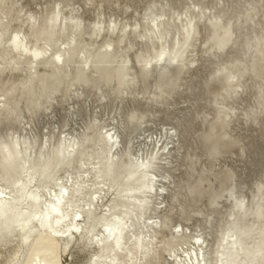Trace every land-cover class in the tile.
<instances>
[{
	"label": "bare ground",
	"instance_id": "1",
	"mask_svg": "<svg viewBox=\"0 0 264 264\" xmlns=\"http://www.w3.org/2000/svg\"><path fill=\"white\" fill-rule=\"evenodd\" d=\"M19 1L0 0V41L9 49L0 57L5 69L0 73V95L17 99L52 95L57 101L55 105L62 107V96L56 92L63 93L71 81H78L72 85L69 96L83 92L87 108L96 105L91 118L81 125L74 118L76 111L66 110L63 115L61 125L70 123L79 133L71 147L83 150V157L91 160L95 151L106 149L107 144L115 146L120 137L126 136L129 143L143 145L146 158L155 170L157 191L138 197L141 202L124 220L128 227L121 229V248L130 240L138 251L147 247V255L140 258L152 264H236L240 259L259 264L264 260V180L252 184L250 179L264 165V6H257L256 0H243L244 4L240 0H222L226 3L223 6L211 5V0H196L192 8L177 12L183 0H153L141 18L132 16L133 22L113 18L105 25L106 20L98 17L87 24L82 6L61 5L65 0L44 14L28 15L22 13L23 5ZM87 1L102 8V3L110 4L111 0ZM127 8L137 13L133 5ZM260 10H263L262 20H254L253 16ZM103 14L102 10L98 12L100 17ZM201 35L204 37L201 44L206 46L205 61L213 65L199 87L201 94L209 93L206 101L209 110L202 116L198 111L193 114L188 110L164 134L140 133L145 124L153 122L149 118L155 113L171 116L169 110L173 104L167 99L182 88L183 75L198 62L191 54L196 51V41ZM53 44L63 51V65L54 63L48 56ZM34 52L42 55L36 57ZM245 76L252 84L242 80ZM152 78L154 91L148 92ZM187 89L193 87L188 85ZM240 90L251 92L256 103L255 107L243 110L245 123L260 126L259 134L249 142L254 157L243 177L242 172L237 173L233 168L216 171L214 164L227 152L232 153L234 147L240 151L239 156L244 154L240 140L229 132L237 108L227 103L239 99ZM93 91V96L98 94L94 101ZM110 94L115 104L108 107ZM102 98L105 103L97 104ZM72 103L79 105L78 101ZM51 107L47 115H42L43 110L37 113V127L40 119L45 118L50 130L56 124L53 123L56 109ZM102 113H114V116L107 122ZM210 114L211 118L207 119ZM5 115L14 118L11 111ZM196 117L203 130H196ZM138 128L141 130L135 136ZM192 135L196 137L194 145L188 142ZM138 136H142L140 141L136 140ZM26 139L29 144L36 143L31 135ZM67 149L65 146L64 151ZM202 156L208 161L203 168L198 166ZM10 163L15 165V161ZM65 163L71 169V158ZM179 165L184 166V176L175 180L171 171ZM70 174L73 179L77 176L76 172ZM250 185L253 188L249 198L244 189ZM202 198L205 200L201 201ZM222 199L228 204H223ZM202 207H210L211 211L204 212ZM6 212L10 210L0 206V214ZM216 212L220 215L218 220L212 217ZM14 216L10 229H0V264H21L22 260L24 264H59L60 261L69 264L68 257L58 247L36 246L30 223L23 216ZM148 219L153 223L145 227ZM109 235L113 238L107 245L95 235L74 245L77 251L71 264H83L91 256L99 258L97 264H121L122 256L115 241L117 233ZM109 246L116 252L106 251Z\"/></svg>",
	"mask_w": 264,
	"mask_h": 264
},
{
	"label": "clouds",
	"instance_id": "2",
	"mask_svg": "<svg viewBox=\"0 0 264 264\" xmlns=\"http://www.w3.org/2000/svg\"><path fill=\"white\" fill-rule=\"evenodd\" d=\"M8 50L0 41V57ZM56 55H61L60 62L55 60ZM48 56L54 63L63 65V51L55 44ZM4 70L0 64V73ZM76 83L78 81H71L66 91H57L56 95L62 96L61 103L68 113L76 111L74 118L87 122L91 110L87 108L85 94H68ZM96 87H99L98 83ZM73 100L83 102L87 110H79ZM56 103L52 95L39 99L0 95V206L10 210L0 214V229L8 230L13 226L14 214L23 216L31 225L36 246L58 247L68 257L69 264L77 251L74 245L93 235L107 245L113 238L109 233H117L115 241L122 256L121 264H152L150 260L140 258L147 255V247L138 251L137 245L130 240L121 248V229L128 227L124 220L141 202L138 197L157 191L155 170L146 158L143 145L129 143L128 138L122 136L115 146L107 144L106 149L95 151L93 158L88 160L83 157V150L76 151L71 147L79 133L70 123L54 124L51 130L47 124L37 127V113L43 110L47 115ZM9 111L14 118L5 115ZM28 135L36 143L29 144ZM65 146H68L67 152ZM68 158L72 160L71 169L65 163ZM12 161L15 165L10 163ZM84 168L89 171L84 172ZM71 172L77 173L74 179ZM161 192L163 194L162 189ZM152 223L148 219L145 227ZM106 251L115 253L116 249L109 246ZM98 259L91 256L83 264H97ZM21 264H24L23 260ZM236 264L251 262L240 259ZM259 264H264V260Z\"/></svg>",
	"mask_w": 264,
	"mask_h": 264
},
{
	"label": "rangeland",
	"instance_id": "3",
	"mask_svg": "<svg viewBox=\"0 0 264 264\" xmlns=\"http://www.w3.org/2000/svg\"><path fill=\"white\" fill-rule=\"evenodd\" d=\"M58 1V2H57ZM61 1L63 0H20L19 1V5L22 4L23 5V11L24 12H28V14H38L40 12H42L43 14L45 13L46 10H51L53 8L56 7V5L58 3H61ZM97 1V0H96ZM95 1V2H96ZM153 0H111L110 4H108L107 2L102 3L103 7H97V4H93L90 5L89 2L87 0H65L63 1V3H61V5L63 4H69L70 7L69 8H76L78 6H82L83 10H85V17L87 18L88 21H86V23H93L95 22V19H99L102 18L106 23L105 25H108L110 20L114 19H118V20H122L123 22H126L127 20L129 22H133L134 18H141V16L143 15L146 7L150 4V2ZM196 0H183V2H181V5L177 6L176 11H182L184 8L186 7H190L192 8V2H195ZM242 2V4H244L243 0H240ZM257 1V6L261 7L264 6V0H256ZM99 2V1H98ZM97 2V3H98ZM218 3L219 6H223L226 5V3H222V0H211V2L209 4H216ZM128 5H133L136 9H137V13H139V15L137 13H132V8H127ZM183 8V9H182ZM68 9V7L66 8ZM102 10L103 11V16H98V12ZM261 11V12H260ZM258 12L257 15L253 16L254 20L256 19H261V15L263 13V10H260ZM133 16V17H132ZM127 17V18H126ZM96 19V20H97ZM90 21V22H89ZM127 21V22H128ZM238 22H236V24H238ZM92 26V25H90ZM198 36V40L196 41V51L194 53L191 54L192 57H195L196 59H199L198 62L190 67V69L188 70V73L183 75V77L185 78L184 81H182L183 86L180 90H178L172 98H168L167 101L172 103L173 106H171V109L169 111L172 110V114L169 119V117H164L162 113H155L153 117H150L149 119L153 120V122H149L147 124H145L142 127V131L140 132L141 128H138L139 130L136 131L134 133V135L136 136L137 132L142 133V134H159L162 133L164 134L165 129H170L172 126H174L178 120H182V116L188 111H192L193 114H195V111L200 112L199 116H202V113L204 111H208L209 107L207 106V95L208 94H201V89L199 88L201 85V83L206 80L209 76V73L211 72V70L213 69V65H209L205 59L207 58L206 54L203 52V50L205 49V45L201 44V42H203L204 37ZM200 38V39H199ZM138 41V40H137ZM198 50V51H197ZM130 53L132 54V59H133V63L134 65H136V60H135V56L133 55V52L130 51ZM194 74V76L189 79L188 76ZM242 80H245L244 82L247 84H252V81L249 79L248 76H245L244 78H242ZM191 81V82H190ZM152 82V83H151ZM190 82V83H189ZM187 83V84H186ZM138 85H141L140 83ZM191 85L193 87V89H187V86ZM86 89V88H85ZM196 90V91H195ZM147 91H154V81L153 78L150 80L149 86L147 88ZM94 91L91 94V98L92 100H97L96 97H98V94H96L97 96H93ZM181 95V96H180ZM113 94H110V99L107 102L108 107L114 106L115 102L112 103V99H113ZM73 101H78V100H73ZM143 102V101H142ZM79 105L81 106V110H87L84 107V103L83 102H79ZM103 104L101 103V101H98L97 104ZM230 106H234L237 108L236 110V118H234L235 120L232 121V123L230 124L229 127V132L233 137H236L240 140V144L244 146V154L242 156L240 155V151L237 150V148H232L231 150L233 151L231 152H227L226 154H224L219 161H217L216 163V167L215 170H219L220 168H233L237 173H241L242 172V177L248 173V169H249V164L251 162V160L254 157V154L251 152L252 149L249 147V142L255 138L258 134H259V125H248L245 123L242 113L244 109H249L252 107L256 106L255 103V99L252 95V93L245 91L243 92L242 90L239 91V99H236V101L232 102L231 100H228L227 102ZM96 105V103L94 104V106ZM53 106L55 107L54 109L56 112V117L53 121V123L56 121V124H62V117L64 114H66V110L64 112V108L65 105L61 106H57L55 104H53ZM90 107L91 110V115H93V107ZM155 108H159L160 106H154ZM189 108V109H188ZM68 112V110H67ZM211 113H213V111H211ZM45 113H42V115H44ZM105 113H102V115ZM106 115V118H105ZM104 115V119L108 121L111 120V118L114 116V113H110L109 114H105ZM117 119H120V117L116 114ZM123 118L127 121V117L123 114ZM195 116V115H194ZM211 114L207 116V119L211 118ZM110 119H109V118ZM175 118V119H174ZM173 119V120H172ZM178 119V120H177ZM197 120V126H196V130H203V127L200 125L199 122V118L196 117ZM47 121V119H40L38 127H41L45 124V122ZM88 122V121H87ZM42 123V124H41ZM76 123L78 125L83 124V122H80L78 120H76ZM77 124H73L72 125L74 127H77ZM172 124V125H171ZM148 125V126H146ZM153 125V126H151ZM200 125V126H199ZM146 127V128H145ZM144 132V133H143ZM196 136V134H194ZM193 136V135H192ZM195 136H193L192 138H189L188 142L191 145H194V140L193 138H196ZM140 137V138H139ZM142 138V136H138V139H136L137 141H140ZM138 143V142H137ZM190 151V150H189ZM200 153L202 154V152L200 150H196V153ZM239 154V155H238ZM252 155V157H251ZM185 163V162H184ZM179 164V163H178ZM174 165H176L174 163ZM208 165V161L205 160V157H200L199 162H198V166H201L202 168ZM184 166L179 165L178 167H176L175 170L171 171V174L175 176V180H177V178L179 176H184ZM264 165L262 167V169L256 174L253 175L252 177L254 178H250L251 179V183L252 184H256V182H260L262 180H264ZM253 181V182H252ZM253 188V185H250L249 189H244V193L247 197L251 196V189ZM250 198V197H249ZM205 199L202 198L201 201H204ZM223 204L227 205L228 201L227 200H220ZM202 210L204 212H210V207H202ZM223 211V209L221 210ZM212 217H216L215 220L220 219V215L216 212L213 213ZM199 220L203 223V225L205 226L206 224H204V220L200 219Z\"/></svg>",
	"mask_w": 264,
	"mask_h": 264
},
{
	"label": "snow or ice",
	"instance_id": "4",
	"mask_svg": "<svg viewBox=\"0 0 264 264\" xmlns=\"http://www.w3.org/2000/svg\"><path fill=\"white\" fill-rule=\"evenodd\" d=\"M33 55L36 56V57H39V56L42 55V53H40V52H34ZM61 59H62L61 55H56V56H55V60H56L57 62H60Z\"/></svg>",
	"mask_w": 264,
	"mask_h": 264
}]
</instances>
